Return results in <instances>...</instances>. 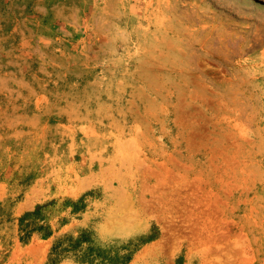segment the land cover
<instances>
[{"label":"rangeland","instance_id":"obj_1","mask_svg":"<svg viewBox=\"0 0 264 264\" xmlns=\"http://www.w3.org/2000/svg\"><path fill=\"white\" fill-rule=\"evenodd\" d=\"M0 264H264V0H0Z\"/></svg>","mask_w":264,"mask_h":264}]
</instances>
